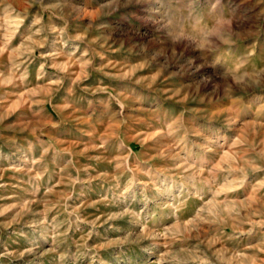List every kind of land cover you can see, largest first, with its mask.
Here are the masks:
<instances>
[{"label": "rangeland", "instance_id": "rangeland-1", "mask_svg": "<svg viewBox=\"0 0 264 264\" xmlns=\"http://www.w3.org/2000/svg\"><path fill=\"white\" fill-rule=\"evenodd\" d=\"M0 264H264V0H0Z\"/></svg>", "mask_w": 264, "mask_h": 264}, {"label": "clouds", "instance_id": "clouds-1", "mask_svg": "<svg viewBox=\"0 0 264 264\" xmlns=\"http://www.w3.org/2000/svg\"><path fill=\"white\" fill-rule=\"evenodd\" d=\"M228 24H230V19L228 17H220L213 23L206 25L202 42H209V39L214 36L219 38L221 35V29Z\"/></svg>", "mask_w": 264, "mask_h": 264}]
</instances>
